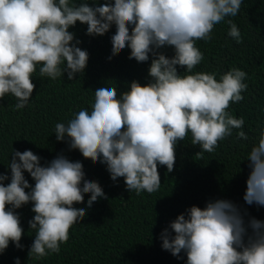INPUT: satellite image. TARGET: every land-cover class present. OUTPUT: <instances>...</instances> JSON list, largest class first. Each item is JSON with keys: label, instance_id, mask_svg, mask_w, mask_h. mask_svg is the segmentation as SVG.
Returning <instances> with one entry per match:
<instances>
[{"label": "clouds", "instance_id": "obj_1", "mask_svg": "<svg viewBox=\"0 0 264 264\" xmlns=\"http://www.w3.org/2000/svg\"><path fill=\"white\" fill-rule=\"evenodd\" d=\"M0 0V99L11 94L19 110L29 102L35 88L33 73L55 80L67 73L72 81L83 73L89 54L74 41L69 29L77 22L87 26L89 36H111V56L128 48V59L144 63L152 59L149 82L132 81L127 91L116 87L94 91L91 110L81 109L65 123L55 125L58 142H69L93 164L106 166L110 179L123 178L127 190L151 194L161 187L158 165L170 173L175 149L189 133L191 143L211 153L218 142L241 129L244 119L229 111L231 103L244 99L246 72L233 67L220 74L192 70L203 54L196 41H208L214 25L226 22L227 35L242 43L241 32L232 19L242 0ZM174 49L168 58L158 50ZM177 66L184 68L182 75ZM252 146L247 161L249 174L243 200L264 207V126ZM237 138L247 140L245 132ZM9 177L0 174V254L9 242L17 248L24 233L15 210L32 204L29 229L35 230L28 256L37 259L58 254L69 239V230L85 217V208L106 196L95 181L85 179L83 165L57 155L46 166L31 150L14 151L9 161ZM34 181L30 185L24 177ZM83 186L81 187V183ZM30 189V191H25ZM10 206V207H9ZM170 230V231H169ZM250 230V231H249ZM161 247L186 264H264V222L255 218L245 223L238 207L228 200L209 201L203 208L192 206L161 233ZM15 264H20L19 259Z\"/></svg>", "mask_w": 264, "mask_h": 264}, {"label": "trees", "instance_id": "obj_2", "mask_svg": "<svg viewBox=\"0 0 264 264\" xmlns=\"http://www.w3.org/2000/svg\"><path fill=\"white\" fill-rule=\"evenodd\" d=\"M89 6L96 5L89 0ZM227 19L237 25L242 43L237 44L227 35L226 22L214 25L210 40L196 41L203 59L191 74L216 73L219 80L220 74L233 67L246 72L243 82L247 89L241 93L244 99L231 103L228 109L235 118L242 117L244 125L232 129L231 136L202 156L196 155L200 148L192 145L190 133L178 141L173 171L169 173L158 165L161 187L154 193L127 190L123 178L111 180L104 164L84 159L79 151L69 150L67 138L58 142L55 136L57 123L67 124L79 110H91L96 89L116 87L119 94L127 91L132 81L141 86L149 82L151 54L147 62L138 63L128 59L130 50L125 48L109 60L114 25L102 37L87 35V26L79 22L69 29L74 33L73 43L80 41L77 46L89 54L83 73H77L72 81L66 72L55 80L41 77L38 65L32 77L35 88L24 108L14 107L17 101L11 94L0 99V174L9 177L5 186L10 182L8 165L12 153L31 150L40 157L41 166L60 154L81 162L85 179L98 182L106 196L91 207H87L90 194L84 195L83 203L74 204L73 207L85 208V217L70 228L69 239L60 245L58 254L40 259L28 256L35 236V230L28 226L34 216L32 204L16 209L24 230L19 242L22 248L17 249L10 241L0 254V264H15L17 258L20 264H186L183 252L177 258L162 249L161 233L178 215H187L190 207L203 208L215 200L235 204L246 224L251 218L264 222V207L247 205L243 200L250 171L247 157L259 134L258 126H264V0H242L238 15ZM158 51L168 58L174 55L171 47ZM177 71L183 75L185 69L177 66ZM239 131L245 132L248 139H238ZM24 177L34 186L28 173Z\"/></svg>", "mask_w": 264, "mask_h": 264}]
</instances>
